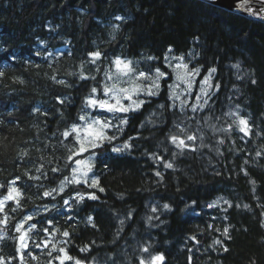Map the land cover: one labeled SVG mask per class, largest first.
<instances>
[{
    "label": "trees",
    "instance_id": "obj_1",
    "mask_svg": "<svg viewBox=\"0 0 264 264\" xmlns=\"http://www.w3.org/2000/svg\"><path fill=\"white\" fill-rule=\"evenodd\" d=\"M169 48L202 75L215 68L220 97L239 84L233 101L249 119L248 136L220 139L218 154L181 150L169 139L164 86L138 110H93L111 120L107 135L117 139L69 161L76 134L63 133L91 112L90 96L103 99L105 66L127 58L137 72L167 71ZM241 68L248 75L239 80ZM0 73V197L12 181L21 191L4 208L0 264H60L65 252L64 264H138L145 248L162 255L161 264H264L263 23L199 0H0ZM161 102L167 107L152 117ZM125 142L130 149L112 151ZM90 153L103 191L70 183L59 193L75 161ZM217 196L232 206L207 209ZM155 203L169 205L163 221L150 213ZM41 208L22 251L16 225Z\"/></svg>",
    "mask_w": 264,
    "mask_h": 264
},
{
    "label": "snow or ice",
    "instance_id": "obj_2",
    "mask_svg": "<svg viewBox=\"0 0 264 264\" xmlns=\"http://www.w3.org/2000/svg\"><path fill=\"white\" fill-rule=\"evenodd\" d=\"M244 2L246 3L247 0H244ZM244 4H240L238 5V7L243 8ZM117 20H122L123 17H116ZM113 39H115V37L113 36ZM168 52L171 53L172 49L169 48ZM93 57V63H95V60L99 59L101 56V53L99 51L92 53L91 54ZM189 55H191V53H189ZM149 60H154L156 59L155 57H148ZM166 64L165 67H171V72L174 73L175 75V82L173 84H169L168 88L170 90L169 92V98H172L174 96H176V93L174 91V89L176 87L179 86V84H184L186 86V90L189 92V94L191 93V90L193 88L194 85V77L198 76L200 73V68H193V69H189V66L187 63H184V57L180 56V57H172V59H176L179 60L180 63L176 64L174 67H172L170 65L169 62V56L165 55L164 57ZM116 70H117V75L115 77V81L112 85H105L104 86V95L108 96L109 99H97L95 98L94 95L90 96L87 100H86V105L93 107V108H99L101 110H106L107 112L110 113H115V112H128L130 109L131 110H136L139 109L144 103V100H133V96L134 95H139V94H144L147 96H156L159 95V91H160V80L161 79H167L169 76V73L167 72H163L160 70L159 67L155 68L154 74L151 72V70H149L148 72H144L141 71L139 73H136V70L132 67V61H123L120 58H116L113 61ZM234 68L239 69V64H235L233 65ZM216 69L215 68H211L208 70V75H206L201 81H200V93L204 96H208L209 94V90L210 89H219V84L213 85L212 84V78H213V73H215ZM0 75H2V73H0ZM105 75L107 76V78L109 80H113L114 77L113 75L109 74V73H105ZM120 76H128V80L127 81H123L124 83H128L130 85L129 88H125V87H120L119 86V78ZM81 79H87L88 77L81 75L80 77ZM92 79H95V77H92ZM237 79H241L240 76H237ZM139 80H144V81H149L150 83L147 84H136L135 81H139ZM59 83L64 84V81H59ZM253 83H255V81H253ZM97 91L96 88L92 89V93L95 94ZM178 98V97H177ZM110 100H114L115 103H110ZM123 100H128L130 101V103L125 106L122 101ZM200 101V95L197 96V105H193L192 106V111L196 112L197 111V107L199 106V108L202 110L203 109V105H206L208 103L207 99H205L203 101V104H199ZM161 107H163V105H161ZM231 115L236 116V120L234 121V123L238 122V125H241L242 127L239 128V130L241 132H243L245 135H248L250 129L248 128V122L246 119L239 117V115L237 113H231ZM81 120H85L86 117L85 116H81L80 117ZM121 124H126L127 120L126 119H122L120 121ZM111 125V120H101L100 118H92L91 121L89 123H87L83 129H81L79 126L77 125H73L70 131H65L63 133V136L65 137V139H67L73 132L76 133L75 136V140L76 143L80 145V147L78 149H69V152H71L72 154L68 157L69 161H72L74 156H78L81 155L83 152L88 151L90 148L91 149H95L98 147H102L103 146V142L104 141H108L109 143H111L113 140L117 139L116 136H109L106 134V129L110 128ZM83 131L85 133V135L82 137L80 135V132ZM181 132H184L185 129L181 128L180 129ZM169 139L171 140V142L176 145V147L181 148V150H183L184 147H187V145L185 144V139H181L180 137H178L177 135H171L169 137ZM187 140H194L195 136L193 135H187L186 137ZM220 143H223V141H220ZM131 145L128 142H125L123 144L122 147H113L112 151L113 152H120L123 151L124 149H130ZM195 150V149H192ZM175 155V154H174ZM257 155H259V153H257ZM92 157L88 158V161L85 160H76L75 161V165L77 167H73L72 171H73V176L71 178V180H69L68 177H65L63 181H61L60 186H59V190L61 192H63L64 190V186H65V182H69V183H76L79 184L81 182L85 183L86 186L89 187H97L98 186V178L93 177L91 179V184L88 183V172L91 171V167L89 166L87 168L86 171H83L80 169V165H85L88 164L91 161ZM164 167L166 168H172L173 165L172 163H165ZM53 172H57L60 171V169L58 168H53L52 169ZM76 173H80L79 176L76 175ZM157 176L160 175L159 172L156 173ZM245 175H247V173H245ZM34 179H39L40 177H33ZM13 184L15 183V181L12 182ZM253 183H255L253 181ZM0 187H2V185H0ZM100 191H103V188L99 189ZM56 189H52L51 191H46L44 192V196H50L52 195L53 192H55ZM14 193H16L17 195L19 194L17 189L14 187H10L8 190V195L7 197H5V200H11L14 199ZM77 196L79 197V200H83L84 196L80 193H77ZM90 199H97V197L94 194H90L89 195ZM223 199V198H221ZM225 203L228 204L229 207H231L232 205L228 202V201H224ZM3 201H0V205H3ZM65 204L68 203L67 200L64 201ZM219 201H214L212 204H209L208 206L211 207H216L218 205ZM247 207V206H245ZM165 209H169V205L165 204L164 205ZM2 210V209H0ZM153 212L156 211L155 208L152 209ZM7 219V218H5ZM32 219L31 216H27L25 217V220H30ZM149 220H151V217L148 218ZM92 218L89 217V223H91ZM2 222V221H0ZM51 223V222H49ZM121 224H123V221H121ZM21 226H17V231L20 230ZM30 228L34 227V225H30ZM45 231H47V229H45ZM225 234H227L228 229L225 228L224 229ZM64 236H67L68 233L64 232L63 233ZM21 242H23L24 237L21 236L20 237ZM215 243L219 244L220 241H215ZM21 247H26L25 244H21ZM83 250V249H82ZM61 252H64V249H60ZM145 252L148 251L147 248L144 249ZM225 251H227V249H225ZM22 259V257H21ZM64 259H71V257L67 256V253H64V257L60 258V264H64ZM163 256L162 255H156L151 257V260L149 261V264H158V262L163 261ZM76 264H80V261H76ZM141 264H145V262L143 260H141Z\"/></svg>",
    "mask_w": 264,
    "mask_h": 264
},
{
    "label": "rangeland",
    "instance_id": "obj_3",
    "mask_svg": "<svg viewBox=\"0 0 264 264\" xmlns=\"http://www.w3.org/2000/svg\"><path fill=\"white\" fill-rule=\"evenodd\" d=\"M172 57H175V56H173L170 53L169 62H170V65L172 67H174L176 64L180 63V61L176 60V59H172ZM114 60L115 59H113L108 66H105V68L103 70L104 86L106 84L110 86L115 81V77L117 75V70H116V67L113 63ZM121 60L132 61V60L127 59V58L121 59ZM184 63H187L185 61V59H184ZM135 64H136V62L132 61V67L134 69H135ZM164 64H166L165 59H164ZM166 69H167V71H163L160 69L163 72L169 73V76L167 79H161L160 80V87L163 88L165 86V89H164L165 90V97L169 101L167 106L169 109V113L171 114V117H172V125H173L172 135H177L181 139H185V144L187 145V147H184V148L195 149L196 154H204L205 155V154H208L210 152H212L214 154H218L219 150H217V148L219 147V144H220L219 140L220 139H222L226 136H231V135L235 136L236 138H241V139L245 138V134L239 130V128L242 126L238 125V122L234 123V121L236 120V116L231 115V113H237L239 115V117L246 119L248 122V128L250 129L248 117L245 116V114L242 112L240 106H237L236 102L233 101V97L234 96L236 97L239 94V91H240L239 84H236V83L233 84L234 87L232 89H230L228 96H227V94H225V96L220 97V95H221V94H219L220 93L219 92L220 87L218 90L215 88L210 89L208 96H204L200 93V81L206 75H208V71H207V73H205L204 75L199 73L198 76L194 77L195 82H194V85H193V88H192L190 94L186 90V86L184 84H179V86L174 89L176 96L169 98L170 90L168 88V85L173 84L175 82V75H174V73L171 72V67H166ZM189 69H192V68L189 67ZM154 71L155 70H153V72H152L153 74H154ZM200 72H201V70H200ZM105 73H109V74L113 75L114 79L109 80L107 78V76L105 75ZM136 73H139V72L136 71ZM214 75H215V73H213V78H214ZM247 75H248L247 72L242 68L240 71H237V76H240L241 78L246 77ZM213 78H212V81H214ZM128 79H129L128 76H120L119 86L129 88L130 85L128 83L123 82V81H127ZM135 83L136 84H147L150 82L144 81V80H139V81H135ZM198 95H200L199 104H203V101L205 99H207L208 103L206 105H203L202 110L198 106L197 111L193 112L191 109H192L193 105H197V96ZM145 97H151V96H147L144 94L134 95L133 100H144L145 101ZM103 99H109V97L104 95ZM146 101L152 102L150 100H146ZM110 103H115V101L110 100ZM122 103L125 106H127L130 103V101L123 100ZM155 105H156V103L153 104L152 109H155L154 108ZM161 105H163V107H161ZM167 106H165V104L163 102H161L160 105H158L157 108L151 113V116L159 118L161 113L164 111V107H167ZM97 109L99 111H101V109H99V108L91 107V109H89L91 112H89V111L85 112L82 116H85L86 119L80 121V123L77 126H79L81 129H83L84 126L87 123H89L92 118H99L98 116L92 114V111L97 110ZM136 110H138V109H136ZM115 113H118V112H115ZM148 116H150V114ZM181 128L185 129V131L181 132L180 131ZM80 135L83 137L85 135V133L83 131H81ZM187 135H193V136H195V139L194 140H187L186 139ZM79 147H80V145L78 144L77 149ZM216 150H217V152H216ZM85 161H88V158L85 159ZM93 161L94 160L92 157L91 161L88 164L79 166L80 169L83 171H86L89 166L91 167V171L88 172V182L90 184H91V179L93 177H95L94 173L92 172ZM74 167H77V166L75 165ZM71 175L73 176V171L71 172ZM76 175L79 176L80 173H76ZM81 183H83V182H81ZM67 184H69V182H65V185H67ZM9 186L15 188L13 183H10ZM93 188L100 189L98 187H93ZM17 191L19 194L17 195L16 193H14L13 194L14 199L19 198L21 196V191H19V190H17ZM7 195L0 198V201L4 202L3 205H0V209H2V210L8 202V200H5V197H7ZM221 198H223V199H221ZM14 199H11V200H14ZM214 201H219L218 205L216 207L210 208L208 205L212 204ZM224 201H227V200L223 196H217L212 201H210L206 207H207V209H210L211 211L213 209H216V208L223 209V207L225 205H227V203H225ZM153 208L156 209L155 212L152 211ZM45 209L46 208H41L39 210L38 209L33 210V212H31L27 216L32 217V216L36 215L37 213H39L40 211L45 210ZM2 210H0V212ZM150 213H151V215H153L154 219H156L157 221H163V215L165 214V208H164L163 204L155 203L150 207ZM27 216H25V217H27ZM27 222H28V220L26 221L24 218L18 224L19 226H21L19 231H17V227H16V231L20 232V237L21 236L24 237V240H23V242H21V244L22 243L25 244V241L27 239V233L30 229V227H29L30 224H27ZM145 253H147V252H145ZM153 256L154 255H151L149 253H147L145 256L140 254L139 255V258H140L139 264H141V260H143L145 262V264H149V261L151 260V257H153ZM66 260L67 259H64V261H66ZM92 264H109V263L107 261H100L99 259H96L95 262Z\"/></svg>",
    "mask_w": 264,
    "mask_h": 264
},
{
    "label": "water",
    "instance_id": "obj_4",
    "mask_svg": "<svg viewBox=\"0 0 264 264\" xmlns=\"http://www.w3.org/2000/svg\"><path fill=\"white\" fill-rule=\"evenodd\" d=\"M227 12L264 24V0H199ZM244 4L243 8L238 5Z\"/></svg>",
    "mask_w": 264,
    "mask_h": 264
}]
</instances>
